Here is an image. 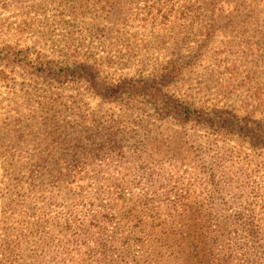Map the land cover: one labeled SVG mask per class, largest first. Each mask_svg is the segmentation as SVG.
<instances>
[{
  "label": "rangeland",
  "instance_id": "1",
  "mask_svg": "<svg viewBox=\"0 0 264 264\" xmlns=\"http://www.w3.org/2000/svg\"><path fill=\"white\" fill-rule=\"evenodd\" d=\"M217 4L0 8V189L19 205L7 236L0 190V242L19 264H264V145L99 93L171 72L165 91L192 108L264 124V0ZM81 64L97 87L64 76Z\"/></svg>",
  "mask_w": 264,
  "mask_h": 264
},
{
  "label": "trees",
  "instance_id": "2",
  "mask_svg": "<svg viewBox=\"0 0 264 264\" xmlns=\"http://www.w3.org/2000/svg\"><path fill=\"white\" fill-rule=\"evenodd\" d=\"M204 1H207L209 6L214 9V13H216L218 7L217 0ZM6 2L7 0H0V8H4L6 6ZM156 4L160 5L159 2H156L155 5ZM20 61L30 65L33 64V60L28 56H24ZM63 71L65 77L70 76L71 78H85L87 81H91L93 87H97L98 80L96 78L95 71L93 70V67L88 64H81L74 68H66L63 69ZM170 75H172L171 72H166V74H161L158 78L148 80L127 78L113 86L99 87L100 91H98L104 99H116L124 95L129 98L144 97L154 104V107L162 116H174L185 122L195 120L198 123L209 125L215 130L226 131L227 133H246L244 135L250 139L252 144L264 145V124L253 120V122H251L252 124L247 122L244 126L241 125V121L236 115L232 116L226 113L217 114L216 111L206 112L204 110L192 108L184 102L176 99L174 96H171L168 91H165L164 88L167 83L166 80L170 77ZM5 152L6 151L4 150L1 151V157H3V159H8L4 156ZM28 171L30 180L34 181V169L29 168ZM68 172L69 170L67 171V174ZM1 181L3 186L0 189L3 199V219L1 231H3V233H7V236H9L11 233L10 230L14 224L11 215L14 211L18 210L19 205L15 198H13L14 194H12V191L14 190V187H11V184H7L6 180ZM68 184L69 186L74 185L73 182H68ZM253 233L256 235V232ZM13 252L14 248L11 240H1L0 264H19L17 260L12 258Z\"/></svg>",
  "mask_w": 264,
  "mask_h": 264
}]
</instances>
